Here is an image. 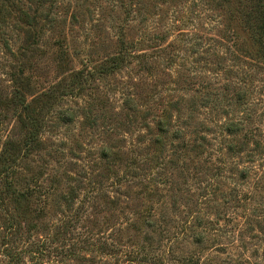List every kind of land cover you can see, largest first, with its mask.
Masks as SVG:
<instances>
[{
    "label": "trees",
    "instance_id": "16d2710c",
    "mask_svg": "<svg viewBox=\"0 0 264 264\" xmlns=\"http://www.w3.org/2000/svg\"><path fill=\"white\" fill-rule=\"evenodd\" d=\"M56 2L0 0V21L3 20L11 28L2 39L10 60L6 71L8 92L0 96V124L1 120L7 124L13 121L7 127L0 151V209L5 213L0 215L4 224L0 226L28 233L38 229L46 213H49L46 208L52 211L51 238L45 235L35 241L28 239L25 242L31 248H24L21 253L28 254L35 264H264V199L260 209L249 207L252 195L235 183L226 191L218 189L222 193L220 201L209 199L220 209H216L214 217L201 212L202 208L197 209L199 204L208 201L203 194L204 199L199 196L193 199L194 194L183 199L175 198L172 210L179 208L180 200L184 204L177 218L157 214L153 208L147 212L131 208L130 215L125 216L119 198L128 197L123 189L133 185L134 179L141 176L133 171L136 158L126 163L121 171H111L116 180L109 185L104 183L110 172L108 165H113L112 161L118 157V153L110 147L99 149L96 164H86L82 162L81 154L72 153L71 158L76 162L72 170L66 165L64 168L59 165L62 172L53 169L49 174L46 171L50 161L56 163L59 160L57 157H61L66 143L59 140L58 143L47 144V134L75 123H82L87 128L95 126L97 115L92 104L83 100L85 88L94 78L117 73L122 64L131 58L124 41H121L123 47L120 45L116 53L100 63L93 65L86 62L82 68L68 72L66 77L35 89L31 79V62L43 42L44 23L52 29V21H56L50 15V9ZM221 2L230 4L231 14L230 22L223 30L215 36L190 32L176 36L178 41L188 46L189 53L196 56L194 63L199 64L195 72L197 77L203 81L206 76L217 86L202 84L203 94L191 96L189 100L177 98L161 109L157 107L159 103L153 102L147 105L143 114L140 105L133 99L122 102L128 121L134 122L128 112L134 119L137 115L147 119L143 125L149 135L147 170L175 167L181 161L180 167L185 172L182 175L185 186L181 190L185 194L192 186H188L187 178H195L200 173L194 167L188 168L186 160L192 162L202 158L206 164L213 163V156L218 151L210 140L214 139L211 126L201 119L195 121L201 110L209 116V122L218 127L220 134L232 137L238 143L227 144L224 154L246 151L247 162L252 163L255 154H261L264 149L262 134L257 135L248 128L254 113L247 107L249 101L252 102L250 86L253 79L247 65L264 66V0ZM57 48L58 63L63 66L67 62V54L60 45ZM172 62V58L168 60L169 64ZM75 99L81 100L77 110L67 103ZM240 104L244 106L243 110L232 108ZM238 113L242 116L238 117ZM219 115L224 120H219ZM51 136L56 140L57 134ZM237 136L240 137L236 139ZM250 141L253 146L247 148ZM167 152L171 153L173 160L170 156L166 157ZM37 160L42 163L35 171L31 163ZM248 172L247 167L242 169L240 177L246 178ZM148 176L147 183L150 182ZM36 202L40 206L35 208ZM90 207L108 214L104 222L110 218L119 219V216L124 221L119 219L113 233L86 228L83 222ZM240 207L245 208L239 211ZM129 230L135 232L133 237ZM142 232L146 245L134 240ZM245 236L255 240L249 255H246L249 242ZM181 243H189L191 248L179 253L176 248ZM219 254L226 256L221 258Z\"/></svg>",
    "mask_w": 264,
    "mask_h": 264
},
{
    "label": "rangeland",
    "instance_id": "374dc122",
    "mask_svg": "<svg viewBox=\"0 0 264 264\" xmlns=\"http://www.w3.org/2000/svg\"><path fill=\"white\" fill-rule=\"evenodd\" d=\"M228 5L230 4L221 0H57L50 9V15L56 18V21H52V29L49 28L51 27L49 24L44 23L46 28L42 36L43 42L39 46L35 60L31 62L33 67L31 79L35 89H41L66 77L68 72L82 68L86 62L93 65L100 63L120 49L121 41H124L131 58L122 64L117 73L94 78L85 88L83 100L92 104L93 112L97 115L95 126L87 128L82 123H75L47 134V144L58 143L59 140H65L66 143L63 145L64 151L61 157H57L59 160L56 163L50 161L46 171L49 174L53 169L62 172L63 169H60L59 165H63V168L66 165L72 170L76 167L75 160L71 158L72 153L81 154L82 162L86 164H96L99 149L110 147L118 153V157L112 161L113 165H108L110 172L105 179V185L112 184L116 180L111 171L117 169L121 171L124 165L134 161V158L136 159L133 171L141 174L139 178L134 179L133 185L123 189L128 197L119 198L125 216L130 215L131 208L139 212H147L153 208L157 214L177 218L184 204L180 200L179 208L172 210L173 200L194 194L193 199L197 196L199 198L205 196L208 200L199 204L197 209L202 208L201 212L208 217H214L218 208L210 200L220 201L222 193L218 189L226 191L234 183L244 192L252 195L253 199L249 207L260 209L264 199V149L261 150V154H255L252 163L247 162L246 151L231 155L224 154L227 144L238 143H235L232 137L220 134L218 127L210 123L209 116L201 110L195 121L201 119L206 125L208 123L207 126H211L210 128L213 129L211 135L214 139L210 140L218 151L213 156V163L206 164L202 158L193 159L192 162L186 160L188 168L194 167L195 171L199 170L200 173L195 178H187L188 186H192L188 187L189 193L185 194L181 190L185 186L182 176L185 172L180 167L181 161L175 167L166 166L160 169L153 167L147 170L146 147L149 135L147 128L143 126L147 123V119L140 118L139 115L134 119L127 111L134 121L130 122L126 117V110L122 108L123 100L133 99L140 105L143 114L147 110V105L153 102L159 103L157 107L161 109L167 102H173L177 98L183 97L189 100L203 94L205 90L202 84L217 86L206 76L203 81L197 77L195 72L198 71L199 64L194 63L196 56L189 53L188 46L178 41L176 36L184 32L215 36L230 22ZM235 25L234 21L233 26ZM10 29L3 20L0 21V96L8 92L6 71L10 58L6 55L2 39ZM171 42L173 44L166 47ZM57 45H60L61 50L67 54V62L63 66L58 63ZM171 58L173 62L169 64L168 60ZM247 66L250 68L249 74L253 77L250 86L252 102L249 101L247 107L254 113L248 128L257 135L261 133V138L264 139V66L250 64ZM197 89L200 92H195ZM67 103L77 110V104H80L81 100L75 99ZM243 107L242 104L236 108L232 106L237 111L243 110ZM237 115L242 116L241 113ZM219 120H224V117L219 115ZM11 123L13 121L7 124L1 120L0 151L7 135V127L9 128ZM56 134L55 140L51 135ZM239 137L237 136L236 139ZM252 146L250 141L247 148ZM167 156L173 160L170 152L166 153ZM41 163V160L32 162V169L35 171L40 169L37 165L40 166ZM246 167L249 172L243 179L240 177V171ZM159 172L161 176L157 177ZM147 176L150 177L149 183ZM62 181L65 182V179L62 178ZM39 206L37 202L34 204L35 208ZM244 208L240 207L239 211H243ZM46 209L49 213H46L38 229L28 233L15 232L13 229L11 231L0 226V264H35L28 254L23 255L21 251L24 248H31V245L25 242L28 239L35 241L45 235L51 238L52 211ZM87 212L88 217L83 223L86 228H93L95 231L101 229L106 233H113V228L117 227L119 219L124 221L122 216H119V219L110 218L108 222H104V218L109 217L108 214L98 212L95 207H90ZM0 215H5L2 209ZM128 233L131 237L135 234L133 230H129ZM144 236L143 232L140 233L136 238L134 237L135 242L146 245L143 241ZM245 239L249 242L246 252V255H249V251L255 246V240L249 239L248 236ZM222 240L225 241L224 238ZM190 248L189 243H181L177 244L176 249L180 253ZM225 256L219 254L221 258Z\"/></svg>",
    "mask_w": 264,
    "mask_h": 264
}]
</instances>
